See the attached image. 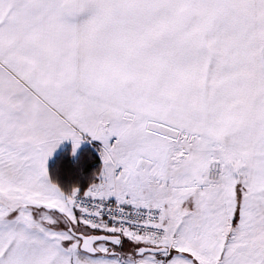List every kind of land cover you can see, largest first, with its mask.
<instances>
[{
    "label": "snow or ice",
    "instance_id": "obj_1",
    "mask_svg": "<svg viewBox=\"0 0 264 264\" xmlns=\"http://www.w3.org/2000/svg\"><path fill=\"white\" fill-rule=\"evenodd\" d=\"M0 264H264V0H0Z\"/></svg>",
    "mask_w": 264,
    "mask_h": 264
}]
</instances>
